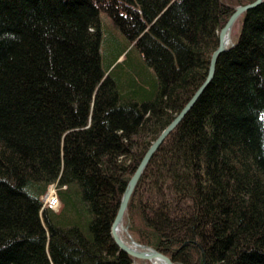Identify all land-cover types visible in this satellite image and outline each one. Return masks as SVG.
I'll return each mask as SVG.
<instances>
[{
	"label": "trees",
	"instance_id": "16d2710c",
	"mask_svg": "<svg viewBox=\"0 0 264 264\" xmlns=\"http://www.w3.org/2000/svg\"><path fill=\"white\" fill-rule=\"evenodd\" d=\"M253 1L0 0V264L146 262L110 238L121 194ZM51 184L55 211L40 200ZM122 226L173 264H264V0L145 165Z\"/></svg>",
	"mask_w": 264,
	"mask_h": 264
},
{
	"label": "water",
	"instance_id": "95a60500",
	"mask_svg": "<svg viewBox=\"0 0 264 264\" xmlns=\"http://www.w3.org/2000/svg\"><path fill=\"white\" fill-rule=\"evenodd\" d=\"M262 0H255L250 4H246L243 6H237L234 8L231 15L226 20L223 27L220 29L217 35V46L215 50L211 53L209 57L208 67L206 71V76L202 84L198 87V89L194 92L192 97L187 101V103L183 106V108L178 112V114L164 127V129L157 135L155 140L149 145L145 153L143 154L142 158L140 159L139 163L135 167V170L121 194L117 210L113 221L110 225V238L115 245V247L122 253L126 254L127 256L139 260V261H147L151 264L158 263V264H173L166 256L162 255L161 253L147 248L145 246L137 244L133 241L126 233L125 228L123 227V232L126 234L127 243L121 241L116 233V227L118 224L122 225V218L126 209L127 202L129 197L137 183V180L144 169L145 165L153 155V153L157 150L160 144L163 142L164 138L175 128V126L181 121V119L185 116V114L190 110L199 96L202 94L204 89L209 85L210 81L212 80L214 68L216 64V60L218 56L223 53L227 47L231 45V42L227 44L226 38L228 37V32L231 29L232 25L235 21L246 11L255 8L258 6Z\"/></svg>",
	"mask_w": 264,
	"mask_h": 264
},
{
	"label": "rangeland",
	"instance_id": "374dc122",
	"mask_svg": "<svg viewBox=\"0 0 264 264\" xmlns=\"http://www.w3.org/2000/svg\"><path fill=\"white\" fill-rule=\"evenodd\" d=\"M101 22H102V39H103V41H105L106 43L107 42L110 43V41H112V42L116 43L115 46L121 47V49H123L125 46V40L118 33V31H116L110 25V22L107 19H101ZM238 29H239V18L233 24L231 36H230L231 41L236 37V35L238 33ZM128 49L129 48H127V50ZM101 52H102V50H101ZM102 55H103V52H102ZM133 57H135V56H133ZM118 62H120V59L116 63H118ZM128 87L129 86H124V89L126 90ZM121 237L125 243L128 242L126 234L124 232H122ZM146 262H141V263H137V264H151L150 262H147V263Z\"/></svg>",
	"mask_w": 264,
	"mask_h": 264
},
{
	"label": "built area",
	"instance_id": "2783aa9c",
	"mask_svg": "<svg viewBox=\"0 0 264 264\" xmlns=\"http://www.w3.org/2000/svg\"><path fill=\"white\" fill-rule=\"evenodd\" d=\"M42 208L55 211L58 208L55 184L47 187L45 193L40 198Z\"/></svg>",
	"mask_w": 264,
	"mask_h": 264
},
{
	"label": "bare ground",
	"instance_id": "6f19581e",
	"mask_svg": "<svg viewBox=\"0 0 264 264\" xmlns=\"http://www.w3.org/2000/svg\"><path fill=\"white\" fill-rule=\"evenodd\" d=\"M232 27H233V25H232ZM232 27H231V29L228 32V37L226 38L227 44H229L231 42L230 36H231ZM122 232H123V226L121 224H118L117 227H116V233H117V235H118V237H119V239L121 241H123V239L121 237ZM153 264H158V263H153Z\"/></svg>",
	"mask_w": 264,
	"mask_h": 264
}]
</instances>
